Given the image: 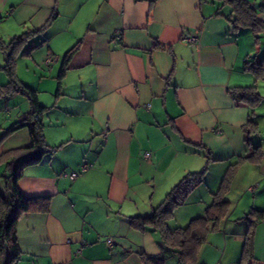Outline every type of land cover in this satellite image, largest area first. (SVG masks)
Wrapping results in <instances>:
<instances>
[{"label":"crops","instance_id":"obj_1","mask_svg":"<svg viewBox=\"0 0 264 264\" xmlns=\"http://www.w3.org/2000/svg\"><path fill=\"white\" fill-rule=\"evenodd\" d=\"M245 1L264 23V0ZM230 2L0 0L2 41L36 32L31 45L38 47L17 54L16 66L17 58L43 49L32 59L45 69L34 67L36 86L21 82L46 108L44 142L55 148L25 167L18 182L23 197L48 200V210L19 218L17 264H143L141 256H159L158 232L135 230L129 218L150 215L186 172L205 165L204 183L190 194L187 214H204L231 165L238 167L228 214L238 207L231 196L245 203L236 224L251 210H264V154L257 162L247 159L243 128L250 109L233 95L234 88L257 89L264 82L245 70L264 54V35L256 45L248 28H235ZM184 34L196 36L197 44L183 43ZM74 46L58 79L64 54ZM48 56L55 60L50 65ZM2 59L0 67L4 53ZM3 72L0 87L7 83ZM0 100V132L30 112L23 95ZM9 104H16L12 117L4 114L11 113ZM258 108L259 126L264 99ZM259 130L252 141L264 152ZM29 144V131L21 128L0 143V155ZM144 152H150L148 160ZM83 163L89 170L70 180ZM241 225V233L231 235L239 245L246 230ZM253 261L264 264V220L255 227Z\"/></svg>","mask_w":264,"mask_h":264},{"label":"trees","instance_id":"obj_2","mask_svg":"<svg viewBox=\"0 0 264 264\" xmlns=\"http://www.w3.org/2000/svg\"><path fill=\"white\" fill-rule=\"evenodd\" d=\"M234 16L232 23L235 28H248L254 35L256 45L264 35V23L256 17V11L245 0H230ZM36 32H28L5 43L0 39V51L5 54L4 65L0 67L7 77V83L0 87V98L11 94L23 95L30 102L31 109L20 121L0 132V143L11 133L27 128L30 135L29 146L8 151L0 155V264H17L21 250L17 241L16 226L19 218L31 212H46L48 200L27 199L21 195L18 182L25 167L38 164L45 154H50L55 148L45 145L43 123L41 116L46 110L37 101L36 91L21 82L16 75V57L29 54L37 45L32 44ZM40 45V44H39ZM24 47V48H23ZM76 46L68 50L62 59L60 77ZM52 57V56H48ZM53 58V57H52ZM245 70L252 73L256 79H264V54L259 61H251L245 65ZM233 95L250 109L249 119L243 128L245 143L249 146L247 159L257 162L264 154L261 147L254 145L253 138H258L260 130L255 109L262 98L255 86L233 89ZM237 165L229 166L224 173L221 184L211 195V202L204 209L202 216L192 218L184 227H170L169 221L174 217L175 209L183 206L200 184L204 183L206 168L198 173L183 177L165 196L162 203L153 209L148 216L129 218V225L138 231L153 230L161 239V254L159 256H141L143 264H169L174 258L175 264H204L199 260V252L207 240L210 231L218 229L221 221L226 220L230 209L227 195L237 173ZM264 220V210H251L241 218L246 226L243 244L238 264H253V237L258 222ZM250 261V262H249Z\"/></svg>","mask_w":264,"mask_h":264},{"label":"rangeland","instance_id":"obj_3","mask_svg":"<svg viewBox=\"0 0 264 264\" xmlns=\"http://www.w3.org/2000/svg\"><path fill=\"white\" fill-rule=\"evenodd\" d=\"M5 43H8L7 40H3ZM37 42V41H35ZM264 48V44H262V47ZM43 52V49H37L35 50L33 53L36 54L35 56H37V54ZM34 54L32 55L31 58L29 59H19L17 58V66H16V75L17 78L21 81V78H23L24 80H26L29 84L36 86V76H34L33 74V69L34 67L37 69L42 68L43 70H45L43 67L40 66H35L33 65L32 59L34 57ZM3 53L0 51V65L3 64V59H2ZM39 64V63H37ZM57 64V63H54ZM59 65V63H58ZM47 71V70H46ZM38 72V70H37ZM47 73L49 74V71H47ZM1 74V73H0ZM39 75V74H38ZM2 76L4 75V72L2 73ZM7 81V77L5 76V83ZM257 92L261 95L264 96V82H259L258 83V88L256 89ZM19 99L21 100H25L22 97H19ZM3 100V99H1ZM0 100V101H1ZM26 101H24L25 103ZM14 106H16V104H9L7 107L11 108V113H7L5 112L4 114L8 115L7 117H12L14 113H12V110H14ZM5 109V108H4ZM259 108L257 107L255 109L256 113L258 112ZM257 115V114H256ZM5 116V115H4ZM261 121L264 120V117H262L260 119ZM11 124H9L10 126ZM260 129L261 132H264V123L260 124ZM8 127V126H7ZM204 168H206V165L200 169L203 170ZM199 171V172H200ZM208 171V170H206ZM191 173H198L197 171L194 172H186L183 177L191 174ZM215 174V172H213V175ZM182 177V178H183ZM204 181V180H203ZM201 185H198L196 188V191L201 188ZM234 195V194H233ZM193 196V195H192ZM249 197L252 198L251 195L248 194ZM227 198L228 195H227ZM237 198L238 196H231V201L232 202V207L237 209L235 210L236 214H230L228 218H230V221L224 220L221 221L218 225V229L210 231L207 235V240L206 242L203 244V246L200 249L199 252V260L202 263L205 264H236L234 259H238L239 255H240V251L241 250H237V248L242 247V242L236 241L232 242L231 240H235L231 235L233 233L238 234L241 233V224L243 223H239L236 224L234 222V220L238 219L239 217H241L244 214H238V212L241 211V209L243 208L244 204L243 201L241 200L240 203L238 204L237 202ZM191 199V195L188 197L187 201H186V208L185 211L183 209V207H179L177 209H175L174 211V217L169 221V226L174 228V227H184L187 225V223L194 217H198V216H202L203 214H187L189 213L191 210L188 209V201ZM200 201V200H199ZM202 202V201H200ZM202 204H204L202 202ZM188 205V206H187ZM242 222V221H240ZM242 241V240H241ZM228 243V246L225 248V243ZM236 249V250H234ZM253 261V260H252ZM250 262V261H249ZM255 262V261H254ZM257 263V262H255ZM169 264H175V260L174 258H172L171 260H169ZM258 264V263H257Z\"/></svg>","mask_w":264,"mask_h":264},{"label":"built area","instance_id":"obj_4","mask_svg":"<svg viewBox=\"0 0 264 264\" xmlns=\"http://www.w3.org/2000/svg\"><path fill=\"white\" fill-rule=\"evenodd\" d=\"M182 42L185 43V44H187V45L195 46V45L197 44V38H196V36H193V35L184 34V35L182 36ZM54 61H55L54 58H52V57H47L46 60H45V64H46V65H50V64L53 63ZM146 107L148 108L149 105L147 104ZM150 156H151L150 152H144V154H143V157H144L146 160H148V159L150 158ZM90 167H91V165H89V164H87V163H83V164L81 165L80 169H79V172H77V171H76V172L73 171V172H70V173H69V175H68L69 179H70V180H74V179L78 176L79 173H83V172L89 170ZM254 189H255V187H251V188H249V191H250V192H253ZM105 243H106L107 247H111L112 244H113V241H112L111 238H108V239H106ZM78 253H80V252L77 251V254H78Z\"/></svg>","mask_w":264,"mask_h":264}]
</instances>
